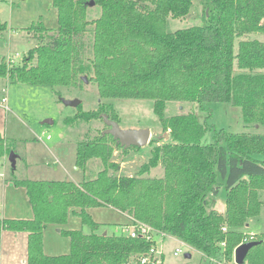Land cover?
<instances>
[{"label":"trees","instance_id":"trees-1","mask_svg":"<svg viewBox=\"0 0 264 264\" xmlns=\"http://www.w3.org/2000/svg\"><path fill=\"white\" fill-rule=\"evenodd\" d=\"M91 0H53L58 28L51 40L33 47L20 64L0 60V78L48 86L81 87L86 76L104 98L153 99L155 112L170 140L156 144L136 175H117L115 150L124 147L101 132L77 145V166L98 159L95 176L73 181L15 180L27 190L33 219L0 218L4 230L28 233V264H129L150 252L156 240L106 233L88 208L110 206L133 220L177 237L211 258L228 262L242 243L240 231L260 214L264 191V133L216 129L194 113L163 117L165 102H229L240 106L248 123L264 124V41L239 37L264 33V0H201L203 20L197 26L169 32L168 18L189 14L193 0H94L100 16L89 19ZM1 9V5H0ZM0 16V34L7 30ZM30 28L51 31L43 22ZM66 123L103 118L119 122L111 105L82 110ZM214 141L204 143L208 131ZM159 140L151 139V142ZM8 148L0 136V157ZM164 175H144L159 165ZM226 188V210L216 196ZM72 208L90 232L64 231L71 250L44 252V230L65 224ZM226 228V230H224ZM245 264H264V233Z\"/></svg>","mask_w":264,"mask_h":264},{"label":"rangeland","instance_id":"rangeland-1","mask_svg":"<svg viewBox=\"0 0 264 264\" xmlns=\"http://www.w3.org/2000/svg\"><path fill=\"white\" fill-rule=\"evenodd\" d=\"M53 0H0V16L2 21L7 23V30L0 34V60L9 58L16 64H20L33 47L47 43L53 38V32L57 29V21H52L50 16V6ZM101 8L90 5L88 17L95 19L100 16ZM203 20V5L201 0H193L191 10L188 15L180 18H168L167 29L174 32L178 29L197 26ZM43 22L51 31H39L30 28L33 24ZM53 22V23H52ZM242 39H259L264 41V33H251L239 37L235 42V53L238 51V43ZM81 87H64L25 84L12 81L7 78H0V133L6 138L8 151L0 157V216H4V190L5 182H12L15 186V178L33 179H59L67 180L74 178L76 182H81L85 176L82 171L76 169L77 165V143L83 140H93L101 132L108 129V125L102 118L92 120H78L74 124L66 123L67 117H74L79 112V107L66 105L63 99H79L82 103V110L95 111L101 104L111 105L119 116V124L122 129L149 128L152 139L158 142H149L147 145L134 148L125 153L122 149L117 150L113 159L121 164V175H136L144 162L152 156L155 144H162L169 140L166 138L168 132L162 127L160 116L155 112L153 99L148 98H104L99 96L97 85L85 80ZM6 97L7 101L2 102ZM209 109L211 116L208 122L216 129L224 128L230 132L240 133H264V124L248 123L243 115L242 108L229 102H210L204 104V108L198 102H180L169 100L165 102L163 117L169 118L174 115L194 113L201 121L208 117ZM51 121V122H47ZM51 138L48 139L47 136ZM151 141V140H150ZM214 141V130L208 131L203 142L212 143ZM14 152L19 157L16 160V167L13 168L9 156ZM127 154V155H126ZM120 165V164H119ZM65 166L70 171L67 173ZM100 168L91 167L95 172ZM90 172V171H89ZM117 172V171H116ZM93 173L89 176H95ZM164 175L163 165L152 168L145 177H162ZM9 199H13L12 193L7 192ZM227 191L225 186L221 188L216 196L217 208L223 213L226 210ZM260 199L264 203V191L260 192ZM10 204L9 202L6 203ZM96 207L92 213L93 219L107 227L110 234L128 235L127 228L121 225L125 219L112 207ZM12 208V206H10ZM10 218V217H9ZM68 222V223H67ZM64 230L58 231L54 228L44 231L46 241L53 245V250L57 239L67 236L64 231L67 228L90 232V227L85 225L82 218L72 215ZM51 224V223H50ZM53 224V223H52ZM129 227V226H128ZM53 229V228H52ZM244 234L242 240L248 238L249 241L258 240L264 233V204L259 215L249 219L248 223L240 229ZM49 236L47 237V235ZM254 236H251V235ZM154 235L159 253H155V258L162 259L161 263L155 264H236L233 258L228 262H213L211 258L194 250L185 243H180L175 238L152 233ZM69 239L70 237L67 236ZM177 248L182 252L175 255ZM71 250V242L70 249ZM68 252V253H69ZM162 252V254H160ZM191 253V257L187 254ZM162 256V257H161ZM129 264H138L132 259ZM245 264V263H244Z\"/></svg>","mask_w":264,"mask_h":264},{"label":"crops","instance_id":"crops-1","mask_svg":"<svg viewBox=\"0 0 264 264\" xmlns=\"http://www.w3.org/2000/svg\"><path fill=\"white\" fill-rule=\"evenodd\" d=\"M50 13L52 14L50 16L52 21H54V20L57 21L56 25H57V28H58V12H57V9L53 5V1L51 2ZM47 28H49V27H47ZM3 98L5 99L4 101H3ZM3 98H2V102L7 101L6 97H3ZM167 135H169V134H167ZM0 136L4 139L5 144L7 146L6 138L2 135V133H0ZM47 138H48V136H47ZM50 138H48V139H50ZM166 138H167V136H166ZM169 140H170V136H169ZM77 145H78V143H77ZM116 152H117V150H115L114 154ZM114 154H113V156H114ZM18 158L19 157H17L16 160ZM115 162L120 164V168H119V170L117 172H115V174L121 175V174H119V172L121 170L122 161H121V163L119 161H115ZM93 166L100 168L101 162L98 159H94V160H91L87 164V167H86L85 170L80 169V167H78V166L76 167V169L79 170V171H82L84 176L92 175L93 173L94 174L98 173V171L102 169V168L98 169L97 172H95V170H93L91 168ZM63 167H64L65 171L67 173H69L70 170L68 168H66L65 166H63ZM25 179H30V180H48V181H52V180L63 181V180H59V179H50L49 180V179H33V178H15V180H25ZM66 181H73L75 183H78V182H76V180H74V178H71V177H68ZM3 190H4L3 195H4V209H5L4 213L5 214H4V216L3 215L0 216V218H6V219H33L34 218V211H33L30 199L28 197L27 190H26V188L24 186H17V185L13 186L12 182H5L4 185H3ZM7 192L12 193V195H13V196H11L13 198L12 200L9 199V196L7 195ZM7 202H9L10 204L7 205L6 204ZM10 206H12V208H10ZM103 207H105V206H103ZM108 207H110V206H108ZM216 208H217V205H216ZM95 209H96V207L88 208V210H87L88 213L91 214L92 218H93L92 213L94 212ZM79 211H80L79 208H72L70 210V212H69L68 221H69L70 217H72V215L77 216ZM117 211L125 219L124 223H121V225L122 226L125 225V227L128 228V226L130 224H132V222H133L132 221V217L130 215H128L127 213L121 212L119 210H117ZM219 211H221V210H219ZM221 212L223 213V211H221ZM94 221H96V220H94ZM96 222H98V221H96ZM67 223H65V224H57V223H53L52 224L51 223V224H48L46 228H47V230L48 229L51 230L49 232H52V230H54V228L57 227V228H59L58 231L60 232V231L64 230L63 226L67 225ZM98 223H100V222H98ZM101 225H103V224H101ZM102 228L105 229L106 233L110 232L107 227L103 226ZM65 230L69 231V230H78V229H71V228L69 229V228H67ZM48 236H49V234L47 235V237ZM169 237L175 238L180 243H184L183 241H181L177 237H174V236H171V235H169ZM60 238L61 239H57V243L55 245V246H59V247L57 248V250H53V248H54L53 245L52 244L49 245L48 244L49 241L48 240L46 241V238L44 236V252L47 255H63V254H67L69 252L71 239H69L67 236L60 237ZM194 250H196V249H194ZM191 256H192L191 253L187 254V257H191ZM0 264H28V233L26 231L4 230L2 232V237H1V262H0ZM221 264H223V263H221Z\"/></svg>","mask_w":264,"mask_h":264},{"label":"water","instance_id":"water-1","mask_svg":"<svg viewBox=\"0 0 264 264\" xmlns=\"http://www.w3.org/2000/svg\"><path fill=\"white\" fill-rule=\"evenodd\" d=\"M94 4V0L90 1V5ZM87 80V78H85ZM66 105L79 106L82 102L79 99H63ZM105 123L108 125V129L104 132L112 135L115 139H118L124 147L138 146L143 147L147 145L151 140V130L149 128L141 129H122L118 121L109 119L106 115L103 116ZM51 122V121H47ZM169 139V135H167ZM17 154L11 152L9 159L12 167H16ZM106 234V232H105ZM258 241H249L240 244L235 248L234 259L236 264H244L249 251L258 244Z\"/></svg>","mask_w":264,"mask_h":264},{"label":"built area","instance_id":"built-area-1","mask_svg":"<svg viewBox=\"0 0 264 264\" xmlns=\"http://www.w3.org/2000/svg\"><path fill=\"white\" fill-rule=\"evenodd\" d=\"M7 61L10 64H14V61L11 60L10 58ZM4 100L5 99L3 98V101ZM50 137L51 136L48 135V138H50ZM0 164H1V160H0ZM1 176H2V174L0 173V177ZM132 221H133L132 224H130L129 227L127 228L128 234L131 237H134V238L142 237V238H145L147 240H155L154 235H152V233H154V232H156V234H160L163 236L166 235L163 231L154 229L145 223L135 221L133 219H132ZM224 230H226V228H224ZM251 236H254V235L252 234ZM245 242H249V239L245 238L244 240H242V243H245ZM242 243H240V244H242ZM157 252L159 253V251L157 249V244H156L155 246L152 247V249L150 250L149 253L144 254L139 258V264H155L156 262L161 263L162 259L160 257H159V259L155 258V253L157 254ZM181 252H182V249L177 248L176 251L174 252V254L179 255V253H181ZM160 254H162V252Z\"/></svg>","mask_w":264,"mask_h":264}]
</instances>
